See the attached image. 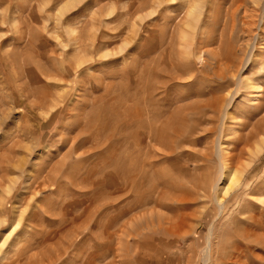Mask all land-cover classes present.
<instances>
[{
	"label": "rangeland",
	"instance_id": "374dc122",
	"mask_svg": "<svg viewBox=\"0 0 264 264\" xmlns=\"http://www.w3.org/2000/svg\"><path fill=\"white\" fill-rule=\"evenodd\" d=\"M67 1L0 0V264H264V0Z\"/></svg>",
	"mask_w": 264,
	"mask_h": 264
},
{
	"label": "bare ground",
	"instance_id": "6f19581e",
	"mask_svg": "<svg viewBox=\"0 0 264 264\" xmlns=\"http://www.w3.org/2000/svg\"><path fill=\"white\" fill-rule=\"evenodd\" d=\"M70 1H72V0L67 1V3L63 4V6H61L60 8H61V9L66 8V7L68 6V3H69ZM231 10H232V9H231ZM194 12H195L194 9L191 10V11H190V15L194 14ZM189 40H190V39H189ZM186 44H187V43H186ZM232 52H233V51H232ZM227 57H228V56H227ZM229 57H230V56H229ZM253 88H254V87H253ZM260 129H261V128H260ZM255 132H256V131H255ZM250 137H251V136H250ZM250 140H251V139H250ZM262 140H263V143H264V139H263V138H262ZM261 143H262V142L260 141V143H258V144L260 145ZM258 144L255 146V147H256V151L253 150V153L255 152V153L258 154V152L261 151L262 148H261ZM261 145H263V144H261ZM263 147H264V146H263ZM249 151H250V150H249ZM244 154H245V153H244ZM251 154H252V153H251ZM227 167H228V166H227ZM225 169H226V168H225ZM227 170H228V169H227ZM236 171H237V170H236ZM224 173H225V172H224ZM224 173H223V174H224ZM231 173H232V172H231ZM132 175H133V174H132ZM231 175H232V174H231ZM232 176H234V175H232ZM238 176H239V174H238ZM222 177H223V176H222ZM236 177H237V175H236ZM236 177H235V178H236ZM229 180H230V179H229ZM233 180H234V179H233ZM236 180H237V179H236ZM234 182H235V181H234ZM234 182H233V183H234ZM231 183H232V182H231ZM225 187H226V186H225ZM225 187H224V189H223L224 194H228V193H229V188H228V187L225 188ZM229 187H231V186H229ZM230 190H231V189H230ZM219 191H222V190H219ZM224 194H223V195H224ZM226 197H227V195H226ZM220 202H221V201H220ZM218 208L221 209V204H218ZM221 211H222V210H221ZM209 245H210V244H209ZM208 248H209V247H208Z\"/></svg>",
	"mask_w": 264,
	"mask_h": 264
}]
</instances>
